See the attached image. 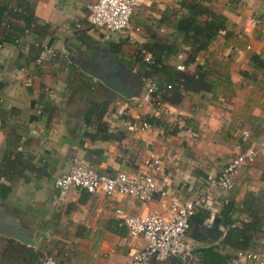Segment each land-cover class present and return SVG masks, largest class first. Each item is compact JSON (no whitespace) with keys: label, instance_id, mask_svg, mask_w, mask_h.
<instances>
[{"label":"crops","instance_id":"0c3cea01","mask_svg":"<svg viewBox=\"0 0 264 264\" xmlns=\"http://www.w3.org/2000/svg\"><path fill=\"white\" fill-rule=\"evenodd\" d=\"M88 1L0 0L6 6L0 20V173L8 189L0 192V217L7 225L17 223L33 242L26 245L0 234V264H41L45 256L57 264H124L143 241L115 224V209L132 216L148 211L166 216L171 198L199 199L194 212L205 214L204 224L213 227L232 192L230 218L246 220L239 212L244 195L264 189L263 147L251 165L239 170L230 191L204 192L207 175L218 174L238 152L264 143V66L250 60L257 56L264 62V0H201L200 7L225 20V33L216 35L188 66L183 36L175 28L194 0H140L125 35L90 26ZM27 14L29 28L17 32L25 28ZM151 45L168 49L161 57L172 68L209 69L212 92H181L177 104L137 108L90 74L110 59L112 65L117 61L122 80L131 76L137 81L140 56L147 54L140 49ZM93 102H108L100 127V106L84 119ZM141 121L148 122L146 132L127 130L128 123ZM151 153L160 159L159 171L145 165ZM74 158L108 176L147 171L158 194L143 203L79 188L60 192L54 181ZM217 230L223 237L226 229L219 225ZM254 238L255 244L242 253L258 257L238 255L230 264H264V236L256 233ZM186 241L190 264H196L197 249L218 244ZM150 264L181 263L169 258Z\"/></svg>","mask_w":264,"mask_h":264},{"label":"built area","instance_id":"2783aa9c","mask_svg":"<svg viewBox=\"0 0 264 264\" xmlns=\"http://www.w3.org/2000/svg\"><path fill=\"white\" fill-rule=\"evenodd\" d=\"M59 1V0H53ZM86 21L95 28H103L107 32L125 35L130 19L140 7V0H89L86 5ZM45 53L53 54L50 49ZM144 62L152 63L150 54H142ZM40 60L36 59V64ZM155 83L148 77H141L140 91L131 100L137 108L144 105L160 107L163 103L154 97ZM128 131L146 132L149 125L146 121L128 123ZM247 137V132H242ZM264 147V143L257 147H248L234 155L216 175H207L204 181V192L211 193L215 190L230 191L234 186V179L239 170L251 165ZM147 168L153 171L161 169V162L157 154L151 153L145 160ZM54 187L60 192L71 188H79L88 193H98L104 196L120 194L133 197L143 203H150L158 194L157 185L147 171H139L133 176L123 172H117L113 176L98 173L82 160L74 158L68 171L57 177ZM199 199L192 201H179L171 198L166 216H161L155 211L132 216L125 214L120 209L114 213L118 219L117 225L124 227L130 238L143 241L142 246L131 249L129 257L124 264H150L152 260H166L170 257L179 258L188 262L191 255V247L186 241L189 217L193 215ZM247 258L256 259L255 254L240 253ZM264 259V255L261 256ZM41 264H57L54 257L45 256Z\"/></svg>","mask_w":264,"mask_h":264},{"label":"trees","instance_id":"16d2710c","mask_svg":"<svg viewBox=\"0 0 264 264\" xmlns=\"http://www.w3.org/2000/svg\"><path fill=\"white\" fill-rule=\"evenodd\" d=\"M200 1L201 0H194L191 4L186 6L188 16L179 19L176 23L175 29L183 36V44L186 47V66L193 64L197 56L201 52L206 51L209 42L216 35L222 34V32L225 33V20L220 16L217 18L212 16L207 9L200 7ZM5 10V5L0 6V20ZM201 15H205L207 18L201 20ZM24 20L25 28L16 29L17 32L23 33L25 29L29 28L32 18L27 14V17L24 15ZM143 48L144 49L140 50L152 56V63L148 64L144 62L142 56H140V50L137 52L142 61L141 71L136 75V80L139 84L138 89L140 91L141 77L152 79L156 87L154 97H157L159 102L177 104L183 98L181 92H212L215 87V83L213 79H211V71L205 66H199L192 72L186 70V66L182 70H177L162 60L161 55L164 53L165 57L168 52L166 47L151 45L144 46ZM250 60L256 67L263 68L264 62L257 56H251ZM156 79H159V81H156ZM107 104L108 102H93L92 106L86 109L84 119H88V116L94 112V109L100 106L102 108L100 115L96 116V123H99L100 127V117ZM155 108L159 107L155 106ZM5 182V176L0 173V192L2 194L8 191L3 185ZM234 195V192H232L226 199L219 214L214 217L212 221L213 227H207L204 224L205 214L196 211L189 217L188 229L185 234L186 237L199 243L218 241L216 246L203 247L194 252L197 256L196 264H230L237 259L239 253L246 252L249 247L255 244L254 235L256 233H262L264 236V189L256 193L247 192L244 195L239 212L244 214V219L246 220H235L230 218V215L234 211ZM117 223L118 222L115 224L117 225ZM219 225L226 229L223 237L222 232L217 230ZM122 229H124V227H122ZM118 232L123 235V232ZM222 248L226 249L225 253H222ZM170 258H175L183 264L179 258ZM190 263L191 261H188V264Z\"/></svg>","mask_w":264,"mask_h":264},{"label":"water","instance_id":"95a60500","mask_svg":"<svg viewBox=\"0 0 264 264\" xmlns=\"http://www.w3.org/2000/svg\"><path fill=\"white\" fill-rule=\"evenodd\" d=\"M119 66L116 60L112 61L107 59L104 63H100L90 74L98 80L101 84L113 90L125 99H132L139 93L138 82L131 76L126 81L122 80L118 74ZM7 219L3 220L0 217V234L18 240L19 242L32 245L31 238L26 232L19 228V225L15 222H11L7 225Z\"/></svg>","mask_w":264,"mask_h":264}]
</instances>
